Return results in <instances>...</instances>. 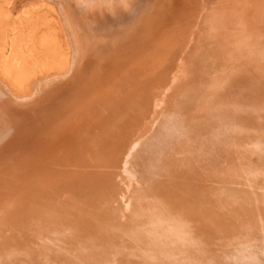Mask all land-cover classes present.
I'll return each instance as SVG.
<instances>
[{"label": "rangeland", "instance_id": "rangeland-1", "mask_svg": "<svg viewBox=\"0 0 264 264\" xmlns=\"http://www.w3.org/2000/svg\"><path fill=\"white\" fill-rule=\"evenodd\" d=\"M0 10V264H264V0Z\"/></svg>", "mask_w": 264, "mask_h": 264}, {"label": "bare ground", "instance_id": "bare-ground-1", "mask_svg": "<svg viewBox=\"0 0 264 264\" xmlns=\"http://www.w3.org/2000/svg\"><path fill=\"white\" fill-rule=\"evenodd\" d=\"M4 10V9H3ZM2 10V12H4ZM1 11V10H0ZM12 11H14V10H12ZM0 14H3V16H4V13H1L0 12ZM5 14H7L6 12H5ZM8 15V14H7ZM2 16V15H1ZM24 18H22V20H23ZM2 20L4 21V22H6L7 21V16H6V20L4 19V18H2ZM17 21H19V20H17ZM3 22V23H4ZM14 22V21H13ZM20 22V21H19ZM4 25H5V23H4ZM15 25H18V22H17V24H15ZM22 25V24H21ZM19 26V25H18ZM8 27V26H7ZM17 27V26H16ZM2 28V27H1ZM23 28V27H22ZM21 31V30H20ZM23 31V30H22ZM7 35V34H6ZM20 36V35H19ZM4 37H6V36H4ZM37 39H38V37H37ZM36 44V43H35ZM3 46V45H2ZM32 46H34V45H32ZM36 48V47H35ZM10 49V48H9ZM1 50V49H0ZM14 52L8 57V58H6L5 57V55L4 54H2L1 52H0V73H1V75H4V77H14L15 79H17L18 81H19V79H20V77H21V74H22V71H20L21 70V65H19V63H17V61H16V59H14L16 56H18V54L20 53V52H22V49H21V46H18V45H16L15 43H14ZM29 52V51H28ZM21 56V55H20ZM21 60V59H20ZM13 61H15V62H13ZM19 61V60H18ZM22 62V61H21ZM69 63V60L67 59V64ZM19 65V66H18ZM68 66V65H67ZM70 66V65H69ZM23 67V66H22ZM69 69V68H68ZM67 70V69H66ZM20 83V82H19ZM20 86V85H19ZM34 86V85H33ZM32 89V88H31ZM82 152V151H81ZM77 165V164H76ZM250 184H252V183H250ZM247 185V184H246ZM250 188V187H249ZM184 205V204H183ZM131 208V207H130ZM184 208V207H183ZM185 209V208H184ZM181 210H183V209H181ZM131 211V210H130ZM130 211H128V212H130ZM186 211V210H185ZM137 213V212H136ZM122 214H124V213H122ZM129 214H131V213H129ZM135 215V214H134ZM133 215V216H134ZM148 215H151V213L150 214H148ZM194 215V214H193ZM121 216V215H120ZM133 216H131V218L133 217ZM141 216V215H140ZM145 216H147V215H145ZM152 216V215H151ZM150 216V217H151ZM155 216V215H154ZM190 216V215H189ZM195 216V215H194ZM198 216V215H197ZM128 217V216H127ZM137 217V216H136ZM149 217V216H148ZM130 218V217H129ZM200 218V217H199ZM126 219H128V218H126ZM125 219V220H126ZM133 219V218H132ZM149 219V218H148ZM194 219V218H193ZM151 220H154V218L153 219H151ZM134 221V220H133ZM150 221V220H149ZM135 222V221H134ZM151 222V221H150ZM182 222V221H181ZM122 223H123V221H122ZM154 223V222H153ZM119 224H121V223H119ZM125 224V223H124ZM127 224V223H126ZM133 224V223H132ZM131 224V225H132ZM127 225H129V224H127ZM138 225V224H137ZM149 225V224H148ZM121 226V225H120ZM144 226V225H143ZM182 226V225H181ZM125 227V226H124ZM123 227V228H124ZM130 227V226H129ZM146 227H147V225H146ZM120 228V227H119ZM178 228V227H177ZM127 229V228H126ZM130 229V228H129ZM139 229H140V227H139ZM129 232V231H128ZM131 232H133V231H131ZM2 252V251H1ZM5 261V260H4ZM3 262V261H2ZM14 263V262H13ZM253 264V263H252Z\"/></svg>", "mask_w": 264, "mask_h": 264}]
</instances>
